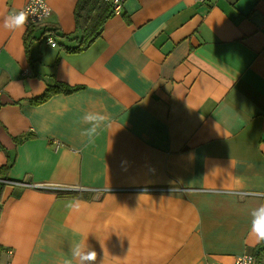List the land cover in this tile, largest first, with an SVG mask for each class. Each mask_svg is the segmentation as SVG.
Segmentation results:
<instances>
[{"label": "crops", "instance_id": "0c3cea01", "mask_svg": "<svg viewBox=\"0 0 264 264\" xmlns=\"http://www.w3.org/2000/svg\"><path fill=\"white\" fill-rule=\"evenodd\" d=\"M26 1L0 0V264H64L74 242L94 264L252 255L264 0H122L80 51L78 0H45L41 24L6 29ZM55 81L76 89L34 104ZM90 111L110 117L92 142Z\"/></svg>", "mask_w": 264, "mask_h": 264}, {"label": "clouds", "instance_id": "9594fccd", "mask_svg": "<svg viewBox=\"0 0 264 264\" xmlns=\"http://www.w3.org/2000/svg\"><path fill=\"white\" fill-rule=\"evenodd\" d=\"M30 15V9L12 12L5 18L4 27L10 31L20 29L27 23ZM109 119L110 117L106 113L85 112L80 123L88 125V127L81 129V136L92 142L102 127L106 126ZM65 207L69 210L79 211L81 201H68ZM249 211L252 216L250 230L255 237V242L264 243V204L251 208ZM96 258L97 253L85 243L74 242L70 249V259L65 260L64 264H94ZM248 264H251V258L248 259Z\"/></svg>", "mask_w": 264, "mask_h": 264}, {"label": "trees", "instance_id": "16d2710c", "mask_svg": "<svg viewBox=\"0 0 264 264\" xmlns=\"http://www.w3.org/2000/svg\"><path fill=\"white\" fill-rule=\"evenodd\" d=\"M112 8L111 2L104 0L77 1L74 9V18L78 35L75 37L76 46L71 48V51L87 49L100 36L104 23L114 15ZM55 83V86L49 84L45 93L39 96L34 104L44 101L54 92L69 93L76 89V87H69L62 82L55 81ZM53 88L55 90H52ZM252 256L254 264H264V243H259L255 247Z\"/></svg>", "mask_w": 264, "mask_h": 264}, {"label": "built area", "instance_id": "2783aa9c", "mask_svg": "<svg viewBox=\"0 0 264 264\" xmlns=\"http://www.w3.org/2000/svg\"><path fill=\"white\" fill-rule=\"evenodd\" d=\"M113 3L115 12L119 11L120 4L122 0H105ZM202 1V0H200ZM31 10V15L28 18L27 23L24 26H35L41 24L49 15L50 7L45 0H27L26 3L18 10ZM15 12V11H14ZM49 13V14H48ZM47 42L50 46L54 47L55 43L50 36L47 38ZM8 255L11 254V251H7ZM251 258V264H254V258L251 254H243L235 258L233 264H248V259ZM215 264V263H210Z\"/></svg>", "mask_w": 264, "mask_h": 264}, {"label": "rangeland", "instance_id": "374dc122", "mask_svg": "<svg viewBox=\"0 0 264 264\" xmlns=\"http://www.w3.org/2000/svg\"><path fill=\"white\" fill-rule=\"evenodd\" d=\"M105 1V0H104ZM107 2H109V1H107ZM111 4H113L112 2H111Z\"/></svg>", "mask_w": 264, "mask_h": 264}]
</instances>
